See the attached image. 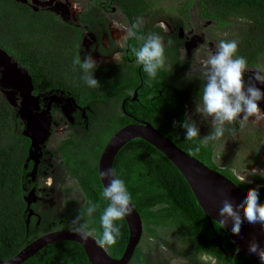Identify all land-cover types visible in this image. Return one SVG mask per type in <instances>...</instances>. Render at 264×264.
Listing matches in <instances>:
<instances>
[{
	"label": "trees",
	"instance_id": "16d2710c",
	"mask_svg": "<svg viewBox=\"0 0 264 264\" xmlns=\"http://www.w3.org/2000/svg\"><path fill=\"white\" fill-rule=\"evenodd\" d=\"M194 1L199 3L198 9L203 15L216 19L221 25L227 26L231 17L245 19V28L241 26L238 34L232 36L231 40L239 42V56L246 58L249 65L259 67L264 57V0H186L182 10L187 11ZM121 3L123 9L135 11H145L153 6L147 0H121ZM29 14L15 2L0 0V48L13 56L28 70L34 81L38 82L43 74L53 75L65 67L50 63L54 58L62 56L64 50L57 49L55 44L50 47H37L35 41L40 33L39 25L37 18H34L36 15L32 13L31 19L27 16ZM49 30L50 28H45L44 34H49ZM93 75L100 82L99 87L90 88L81 79L82 76H76V91L84 92L86 99H108L109 94L103 90L107 89L108 83L113 84V81L107 79V71L97 68ZM49 82L51 81L45 84ZM160 84L166 90L160 99L153 101L154 107L147 108L146 103L149 100L142 93L140 101L131 107V112L134 117L145 119L157 126L162 133L177 141L175 143L180 147L174 134L179 131L186 139V130L181 125L188 119L183 102L186 100L184 91L188 87H179L164 81ZM16 121L15 110L0 92V258L3 259L13 256L36 238L34 234L25 232L21 178L24 174L23 159L27 152L28 139L16 129ZM244 135L251 142L264 147V129L250 131L249 134L245 132ZM188 142L193 143L190 155L218 170L246 192L258 187L259 202L264 204V178L256 176L253 181L242 183L241 178L230 167H220L216 163L210 145L202 146L199 138ZM197 147L199 152H194ZM97 157L98 154L86 157L83 154L76 156L66 153L64 158L67 167L72 161H78L79 164H76L72 172L85 196V204L76 210L72 209L73 201L67 203L69 209L64 222L66 225L72 223L87 207L88 201H92L99 206L91 218L92 226L96 229L95 237L103 231L100 227V216L109 203L101 197L102 184L97 169ZM112 168L125 181L132 203L142 219L143 228L157 245L170 249L171 246L162 239V233L174 230L180 233L184 242V246L174 252L190 263L202 264L200 258L204 253L208 256V261L214 259L216 264H254L241 253L222 257L205 220L212 221L224 250L235 248L234 242L223 227L203 212L179 170L150 143L141 138L131 139L116 154ZM84 219L89 218L85 216ZM83 222L84 220L81 221ZM117 223L121 227V236L116 245L109 247L122 254L127 223L124 219ZM21 264L89 263L76 242H50ZM128 264L152 263L148 254L143 253L137 245Z\"/></svg>",
	"mask_w": 264,
	"mask_h": 264
},
{
	"label": "flooded vegetation",
	"instance_id": "af4514ba",
	"mask_svg": "<svg viewBox=\"0 0 264 264\" xmlns=\"http://www.w3.org/2000/svg\"><path fill=\"white\" fill-rule=\"evenodd\" d=\"M10 1L26 10L27 14L30 11V14L27 15L28 18L31 17L32 13L36 15L34 18H37L36 21L40 30L38 39L35 41L37 47L44 48L55 44L57 49L64 50L62 56L54 58L50 62L65 66L59 69L57 73L54 72L53 75L43 74L42 79L38 82L34 81L28 73L32 82L30 94L36 99L38 105L36 112L40 113L47 110L49 117V135L37 149L39 156L34 171V160H27L31 140L24 135L28 139V145L23 159L24 174L21 178L23 205L21 204V206L24 207L25 232L38 237L53 230L72 229L73 222L69 225L64 222L69 209L67 203L70 200L74 202L73 210L85 204L84 192L77 185V179L72 172V169L79 163L74 160L67 167L64 160L66 153H73L76 156L83 154L86 157L98 154V166V159L104 146L118 129L126 124L145 120L137 116L134 117L131 112V107L140 101L142 93L149 100L146 103L149 109V107H154L153 101L156 98L160 99L166 90L160 84L162 81L172 82L179 87H188L184 91L186 100L183 102L185 115L189 119L188 109L190 110L192 104H197L205 83L202 62L209 56H203L197 61L195 60L196 51L209 41V54H214L216 46L221 40L230 41L232 36H228L227 30L229 31L231 27L232 17L228 19L227 26L221 25L216 19L203 15V12L197 9L196 19L203 21L204 24L194 26L189 21L191 18L189 10L190 8H198L199 3H195V1L190 4L187 11L181 10L177 16L173 15L170 19H163L158 24L155 23L154 17H150V8L145 11L125 10L121 0H85L83 4L79 0H75L80 5L79 11L73 10V0ZM117 16L123 18L124 24L118 22ZM142 17H144L142 19L144 23L137 30V36L146 37L151 33H156L164 38L167 45L165 67L159 71L155 80H150L143 71L142 65L136 64V58L131 51L133 47L139 48L142 41L133 37L124 42V47H119L117 44V41L125 35L126 31ZM45 28H50L49 34L48 32L44 34ZM83 36L87 37L88 43L85 53L84 43H81ZM169 39L172 41L170 45L167 44ZM116 53H120L119 62L111 58L106 62H100L101 59L105 60ZM89 54L97 62V68L107 71V79L113 81V84H109L107 81V89L103 90L109 94L106 100L99 97L86 99L84 92L78 93L75 89L76 76H82L83 71L80 65L74 64V60L77 56H81L83 62ZM11 61L16 62L18 67H22L13 56H11ZM248 68L249 71L245 73V80L249 83H255L264 91V84L254 80V75L259 68L249 64ZM2 70L3 67L0 66V81ZM188 71H199L200 80L198 82L184 80L183 75ZM47 81L51 82L45 84ZM0 92H7L13 98L9 104L17 116L15 127L22 133L26 125L17 112L23 98L22 89L16 85L0 84ZM258 103L261 110H264V100ZM260 122L261 126L264 127V121ZM246 123H248L247 120H239L232 124V127L238 129L239 126ZM153 126L158 129L157 126ZM58 128L60 131L57 130ZM62 133L65 136L57 140L56 148L50 147L48 142L51 135H61ZM174 137L179 140L180 147L191 154L193 143L188 142L179 131L175 132ZM200 138L203 139L204 136L200 135ZM216 143L217 140L208 144L212 147L213 159H215L214 145ZM55 156H58V161H53ZM53 170H56V173L52 172ZM57 175H61L63 178L69 177L81 192V199L70 196L72 191L69 187H61L59 194L62 197L54 201L48 200L46 193H49L48 190L53 191L55 181L59 178ZM49 180L52 181L51 185L48 183Z\"/></svg>",
	"mask_w": 264,
	"mask_h": 264
},
{
	"label": "clouds",
	"instance_id": "9594fccd",
	"mask_svg": "<svg viewBox=\"0 0 264 264\" xmlns=\"http://www.w3.org/2000/svg\"><path fill=\"white\" fill-rule=\"evenodd\" d=\"M72 8L80 10L79 3L73 0ZM143 20L138 19L125 35L117 41L119 47H124V42L129 38H136L142 41L139 48L133 47L132 53L136 58V64L142 65L143 71L150 80H155L166 63V43L164 38L156 33L145 36H137V30L143 26ZM171 39L167 44H171ZM239 42L237 40H221L216 46L214 54H209L203 61L205 83L201 89L197 101L196 111L205 118H211L213 131L210 135L200 138V129L194 121L186 119L181 125L186 130V140L192 141L199 138L202 146H207L210 142L224 137L228 130L227 125L234 124L239 120H249L254 118V122L264 121V110H261L259 103L264 100V91L245 80V73L249 71L246 58L239 56ZM113 59L120 61V53H116ZM74 64L80 65L83 71L81 79L90 88L100 86V82L94 78V71L97 62L89 54L82 62L81 56H77ZM254 80L264 84V72L256 71ZM241 116L243 117L241 119ZM233 133L235 129H232ZM199 147L194 152H199ZM235 173V170H233ZM102 179L107 180V185L102 186L101 197L108 201L107 207L100 216V227L102 233L96 237V243L100 247L114 246L121 236V227L117 222L122 221L126 216L132 214V196L126 183L119 178L114 168H108L100 173ZM242 183L246 177H241ZM51 185L52 181H48ZM259 188H251L246 193L244 200L239 205H234L230 200H225L219 215L223 219L218 221L221 227L227 226L229 220L232 221V231L239 234L244 220L249 224H259L264 229V204L260 203ZM99 206L92 201H88L87 207L73 221L71 231L79 235L83 240L93 237L96 233L92 226L93 213ZM243 209V218L238 209ZM87 216L89 219L85 220ZM84 220L83 223L81 221ZM249 252L256 254L262 264H264V248L258 241L252 240L249 244ZM202 259L207 260L208 256L201 254Z\"/></svg>",
	"mask_w": 264,
	"mask_h": 264
},
{
	"label": "water",
	"instance_id": "95a60500",
	"mask_svg": "<svg viewBox=\"0 0 264 264\" xmlns=\"http://www.w3.org/2000/svg\"><path fill=\"white\" fill-rule=\"evenodd\" d=\"M0 66L3 67L0 84L6 86L16 85L22 89L23 98L17 112L26 125L22 133L31 140L27 160H34V171L39 156L37 149L49 135L47 110L40 113L36 112L38 105L36 99L30 94L32 82L28 71L25 68L18 67L16 62H12L11 56L3 48H0ZM134 138L147 141L171 161L182 174L198 204L209 218L216 222L223 219L220 217L219 212L225 200H230L234 205L243 202L247 193L244 189L218 170L209 167L184 151L171 138L146 120L126 124L109 138L98 159V173L102 186L107 185L108 181L102 179L100 173L103 170L112 168L116 154ZM238 211H240L243 218V209L240 208ZM124 220L127 223V230L122 254L109 246L103 248L98 246L95 236L83 240L71 229H59L36 237L7 259L0 258V264H21L50 242H76L89 264H128L140 242L143 223L134 205L132 214L126 216ZM205 222L222 257L233 253H241L252 263L262 264L259 257L248 250L250 242L254 239L264 248V229L259 224L252 225L244 220L239 234H235L232 231V221L229 220L227 226L223 229L236 247L224 250L212 221L205 220Z\"/></svg>",
	"mask_w": 264,
	"mask_h": 264
},
{
	"label": "rangeland",
	"instance_id": "374dc122",
	"mask_svg": "<svg viewBox=\"0 0 264 264\" xmlns=\"http://www.w3.org/2000/svg\"><path fill=\"white\" fill-rule=\"evenodd\" d=\"M77 1V0H76ZM82 4L85 0H79ZM153 6L150 8V17H154L155 23H161L163 19L167 20L170 17L177 16L178 12L182 10V7L186 0H147ZM197 2V1H196ZM195 2V3H196ZM198 8H190V19L192 25L199 26L203 25V21H197L196 17L198 14ZM119 15V14H117ZM114 19H116L113 16ZM118 22L123 23V18L117 16ZM144 19V17L140 18ZM186 20V19H185ZM244 18L232 17L231 18V27L229 31L227 30V34L230 36H236L239 32L241 26L245 28L246 24L244 22ZM124 24V23H123ZM245 25V26H244ZM203 37L205 38L204 34ZM86 36L82 37L81 43H84V53L88 47V43L86 41ZM207 40V39H206ZM208 41V40H207ZM209 44V45H208ZM210 42L204 43L199 49L196 51L195 60L199 61L203 56L209 55ZM213 49V48H212ZM211 49V50H212ZM210 50V51H211ZM211 53V52H210ZM111 57L107 59H101L100 62H106V60L113 59ZM111 58V59H110ZM114 60V59H113ZM203 63V62H202ZM259 70L264 72V57L260 61ZM201 74L199 71L197 72H185L183 75L184 80L191 82H198L200 80ZM4 98L10 102L13 100L9 96V93L2 92ZM197 104L194 103L191 105L190 110L188 109L190 116L189 120L194 121L200 129V135L206 137L210 135L213 131L211 118H205L197 111ZM248 123L243 124L235 128V132L233 133L232 124L227 125V131L223 138L218 139L217 143L214 145V156L215 161L220 167H230L232 170H235V174L241 178L246 177L245 181H253L256 176L264 178V147L255 144V142H251L248 137L244 135L245 132L255 131L257 129H264L261 126V122H254V119L247 120ZM21 128V126H20ZM22 129V128H21ZM60 131V128L57 129ZM63 131V130H62ZM65 134L61 135H51L48 145L52 148H56L57 140L64 137ZM53 161H58V156L53 157ZM56 171V170H55ZM54 170L52 172H55ZM56 173V172H55ZM59 177L55 181V186L53 191L48 190L49 193H46L48 196V200L54 201L55 199H59L62 195L59 194L61 187H69L72 191L70 196H74L77 199H81L82 194L77 188L76 184L71 181L69 177L63 178L61 175H57ZM162 239L166 241L171 248L165 247L163 245H157L154 239L150 238L145 230L143 229V234L141 236L138 247L141 249L143 253H147L149 260H151L152 264H193L187 261L180 255H177L175 250H179L184 246V242L180 233L174 230H169L166 233H162ZM200 262L202 264H216L214 259L210 261L200 258Z\"/></svg>",
	"mask_w": 264,
	"mask_h": 264
}]
</instances>
